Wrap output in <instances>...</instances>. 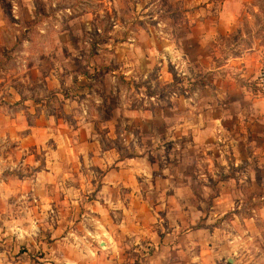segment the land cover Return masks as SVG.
Instances as JSON below:
<instances>
[{
  "label": "rangeland",
  "instance_id": "obj_1",
  "mask_svg": "<svg viewBox=\"0 0 264 264\" xmlns=\"http://www.w3.org/2000/svg\"><path fill=\"white\" fill-rule=\"evenodd\" d=\"M195 11L177 0H0V114L22 118L0 173V264H107L94 219L135 231L149 218L141 200H192L191 229L228 222L242 234L219 264H264V188L244 183H264V114L250 124L239 108L264 104V0L244 3L215 73L179 56L203 53ZM206 121L208 140L187 150ZM34 127L44 142L28 146ZM222 195L239 211L214 216Z\"/></svg>",
  "mask_w": 264,
  "mask_h": 264
},
{
  "label": "crops",
  "instance_id": "obj_2",
  "mask_svg": "<svg viewBox=\"0 0 264 264\" xmlns=\"http://www.w3.org/2000/svg\"><path fill=\"white\" fill-rule=\"evenodd\" d=\"M183 4L184 7L196 8V21L192 24V28L199 30V37L197 42L202 48V55L194 59L188 54L180 53V57L186 62L187 67H191V62L201 61V67L205 73H215L224 70L225 66L210 65V62L216 59L218 55V48L222 37L229 38V33L237 26V19L242 14L244 3L247 0H177ZM223 37V38H224ZM210 48V49H209ZM177 57V55H176ZM195 60V61H194ZM206 61V62H205ZM204 63V64H203ZM185 69V68H184ZM183 75L190 76L188 68ZM232 79V77H230ZM216 87L212 86V90L217 92L219 96H223L224 91H220L219 79H215ZM215 83V82H214ZM215 85V84H213ZM209 83L204 88H210ZM8 97L10 94L7 95ZM15 95L12 99H15ZM6 99V98H4ZM20 99V98H19ZM18 100V99H17ZM202 101L205 97L202 95ZM248 105L243 107L247 109L248 123L254 121L255 115L260 112L264 114V104L261 105L258 101L252 103H240ZM209 107V105H208ZM244 112V113H245ZM238 123H245L244 116L238 117ZM220 123L219 119H215ZM22 118H12L10 114H0V173L5 169L11 168L13 155L18 147V142L21 140V135H17L21 128ZM19 123V124H18ZM213 123V122H210ZM207 121L201 125L199 129L200 135L198 140H191L186 145L187 150L197 148L196 144H200L204 140H208ZM2 124H4L2 127ZM31 135H27L25 140L28 146H37L44 142V128L34 127ZM219 131V130H218ZM225 137V135H222ZM31 139V140H30ZM223 139V138H222ZM236 142V141H235ZM242 139L238 140V144L231 151L237 158L242 151V146L245 145ZM27 146V147H28ZM244 147V146H243ZM24 149V148H23ZM225 150L220 151L224 154ZM242 154V153H241ZM264 181V179H262ZM224 188H232L237 183V179L232 177L229 181H223ZM244 183L254 187H263L264 183L260 184L255 177L250 176L249 180ZM242 186V184H240ZM222 198V199H221ZM220 199L216 200L221 207V213H213L214 216L224 214V212L239 211L242 202L235 200H226V195H222ZM264 199V198H263ZM129 200H124L121 205L128 203ZM138 202L142 205L146 214L149 216L145 221H134L135 231L123 232L114 231L111 221L108 222L94 219L96 230H89L93 238L98 239L99 245L102 248L101 252H106L107 264H219L224 259H229V254L236 253L240 250L241 244L238 239L242 238L241 232H238L236 226H232L228 222L222 224V228L207 229L201 227L200 229H191L194 222V208L192 200H141ZM264 207V206H263ZM150 209H152L151 212ZM216 209V207L214 208ZM128 213V210H126ZM237 215V214H234ZM106 217V216H105ZM237 217V216H235ZM99 218V216H98ZM137 219V218H136ZM135 220V218H134ZM211 219H209L210 221ZM148 221V222H147ZM125 221L121 223V228ZM142 224V225H141ZM119 238V239H118ZM124 238V239H123ZM203 238V239H202ZM122 239V240H121ZM122 241V242H120ZM101 257H98L99 259Z\"/></svg>",
  "mask_w": 264,
  "mask_h": 264
},
{
  "label": "built area",
  "instance_id": "obj_3",
  "mask_svg": "<svg viewBox=\"0 0 264 264\" xmlns=\"http://www.w3.org/2000/svg\"><path fill=\"white\" fill-rule=\"evenodd\" d=\"M258 82L260 87V94L264 97V64L261 66L258 74Z\"/></svg>",
  "mask_w": 264,
  "mask_h": 264
}]
</instances>
